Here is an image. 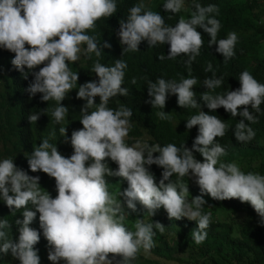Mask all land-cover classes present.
Returning <instances> with one entry per match:
<instances>
[{
	"label": "clouds",
	"instance_id": "obj_1",
	"mask_svg": "<svg viewBox=\"0 0 264 264\" xmlns=\"http://www.w3.org/2000/svg\"><path fill=\"white\" fill-rule=\"evenodd\" d=\"M125 1L128 0H0V48L14 53L11 64L24 79L29 74L34 76L25 89L30 98L41 93V101L56 102L51 116L57 124H62L69 113V107L62 101L76 89L79 80V73L73 72L69 64L81 65L77 61L82 52L89 59L93 53L99 58L103 48L112 47L107 41L99 44L95 35L87 33L95 30L97 21L112 17L117 4ZM188 2L162 0L157 5L155 0H140L115 28L119 29L118 46L119 42L125 46L123 55L139 51L143 41L149 48L169 45L167 57L160 54V61L167 58L177 59L183 66L186 63L187 78L147 80L151 99L146 102L153 108L164 109L171 93L177 96L179 107L199 109L186 123L189 131L199 126L192 147L126 141L132 128L133 109L123 104L115 109L108 105L111 98L128 95V88L123 86L127 62L119 58L111 66H105L97 59L91 71L99 79L78 87L76 98L86 103L80 111L83 127L71 133L73 154L65 157L50 142L56 135L53 131L26 155L32 172L42 171L55 179L56 197L42 191L40 177L29 175L13 158L0 159V200L13 211L23 209V219L15 220L19 226L18 242L6 231L11 227L9 221L0 218L2 256L10 254L20 264H41L35 247L41 233L31 227L37 213L52 264L62 260L65 264H133L141 250L145 256L150 254L156 246L154 237L157 232H165V225L159 221L146 222L143 217L136 219L135 230H131L125 221L132 212L139 211V205L145 209L141 216L153 217L163 208L170 220L186 217L196 221L198 227L191 231V238L197 245L207 239L206 230L212 219L210 212L202 210L207 204L205 195L218 201L238 199L250 203L264 224V175L245 172L236 162H221L219 158L226 149L217 140L231 135L243 143L255 139L251 125L258 123L260 114H264L261 108L264 83L244 70L232 84L235 89L226 92L220 89V94L212 95L210 92L221 87L224 77L217 76L209 62L202 69L212 75L204 76L203 85L208 91L201 93L200 98L212 114L202 110L193 91L198 80L191 75L192 63L197 57L206 56V45L213 46L227 63L236 55L239 37L231 31L221 38V22L212 15H219L217 5L203 6L193 0L191 8ZM41 65L39 71H34ZM136 82L133 77L131 83ZM96 97L100 98L99 103ZM45 112L47 108L30 113L27 118L31 124L37 123ZM156 115L160 120L172 119L171 113L165 111ZM238 117L242 119L237 122ZM59 133L68 143L67 128L61 126ZM196 152L204 158L203 162L195 158ZM106 158L118 167L110 168ZM153 164L163 169L159 183L149 168ZM186 176L194 178L200 189V195L191 200L187 198L189 187L183 182ZM107 177L120 178L108 188ZM118 186L125 189L121 191ZM114 187L119 198L111 194Z\"/></svg>",
	"mask_w": 264,
	"mask_h": 264
},
{
	"label": "trees",
	"instance_id": "obj_2",
	"mask_svg": "<svg viewBox=\"0 0 264 264\" xmlns=\"http://www.w3.org/2000/svg\"><path fill=\"white\" fill-rule=\"evenodd\" d=\"M140 0H128L117 4V12L112 17H105L97 21L94 31L87 34L95 35L99 44L105 41L110 42L111 48H103L101 57L91 54V58L83 55L82 64L70 63L69 67L73 72L79 73V80L76 89H73L68 96L62 101L63 105L69 107V113L65 116L62 124H57L51 116V110L56 106L54 100L49 102L41 101V93H37L35 97L30 98V94L25 91L34 76L29 74L28 79H24L22 73L16 70L11 64L14 53L6 49L0 48V144L3 150L0 151V159L11 157L14 163L28 172L29 175L39 176L42 191H48L53 198L56 197L55 179L50 178L47 174L40 172H32L29 168L26 155H30L34 146H38L43 138H47L55 131L54 139L51 143L56 144L59 152L65 157L73 154V148L70 144L71 133L75 129H80L83 125L80 123L81 108L86 103L85 100L77 99L76 95L80 84L91 80H98V76L91 71L94 62L99 59L105 66H111L116 59L122 58L127 62L125 69L124 87L128 88V95L116 96L110 99L109 107L118 108L123 104L133 109V116L130 118L132 128L129 136L126 138L129 143L136 140L151 145L159 143L161 146L168 143H174L177 146L186 144L191 148L193 141L197 135L198 127H193L190 131L186 127L187 119L192 115H196L199 109L181 108L177 103V96L171 93L168 96L164 109L153 108L147 103L149 99L147 80H155L162 77L166 80L175 79L179 81L181 77H188V68L184 62V66L177 59L163 61L159 60V55L164 54L167 57L169 45L161 44L156 47L149 48V45L143 41L139 45V51L128 52L123 55V47L117 39V31L115 26L119 24L121 19H126L129 9L138 4ZM162 0H155L157 5ZM203 6L215 4L219 8V15L213 13L221 22V38H225L227 33L235 31L238 34V43L236 44V55L227 63L224 62L223 56L209 45H206L207 54L203 59L198 57L192 63L191 75L198 80L197 85L193 87L196 93L198 103L201 104L202 110L208 114L212 112L206 107L200 94L208 91L203 85L204 76H211V72H205L207 64L211 62L213 71L217 76H223L224 81L221 87L211 91L210 94H220L218 90L235 89L232 85L235 79L244 70H248L254 78L264 83V0H197ZM189 7H193V0H189ZM161 8V7H160ZM116 35V36H115ZM26 47H30L26 45ZM83 48L86 45H82ZM123 55V56H122ZM188 57L186 58V60ZM38 66L34 71H39ZM202 67L204 69H202ZM27 71V69H25ZM136 77V84H132L131 80ZM146 78V79H145ZM229 88V89H228ZM100 102V98L96 97V103ZM47 112L41 115L37 123L31 124L28 120L30 113H40L42 109ZM264 110V104L261 105ZM219 109H224L223 107ZM159 111L171 113L172 119L160 120L156 115ZM242 117L237 118V122ZM248 123L247 121H245ZM63 126L67 128L69 142L65 143L64 137L59 133V128ZM251 127L256 132L255 139L249 143L237 141L233 135L227 136L226 139L217 137L218 142L226 149L225 155L219 159L221 162H236L243 171L259 172L264 175V114H260L259 122L252 124ZM262 139V144L260 143ZM154 155H159L155 153ZM197 160L203 162L204 158L200 153H194ZM109 167L116 169L118 165L112 162L110 158H106ZM150 171L155 175L157 183L162 178L163 169L155 164L149 166ZM120 177H107L108 188L114 185ZM173 180L176 179L174 175ZM185 179V177H184ZM183 182L189 187L188 199L200 195L198 185ZM207 204L203 206V212L211 213L212 219L207 239L200 245L195 244L191 238V231L198 227L196 221L182 218L180 220H170L166 211L163 214H156L151 217L142 215L145 209L138 212H132L126 218V225L134 229L137 218H143L146 222L159 221L165 225L163 234L157 232L154 237L156 246L151 252L166 260H177L188 264H264V224L260 223V217L252 208L250 203H242L238 199L218 201L211 198L210 195L204 196ZM32 208L31 205L28 206ZM32 210H35L32 208ZM23 209L13 211L2 200H0V218L7 219L11 225L6 231L9 237H13L18 242L19 232L16 219H23ZM31 227L37 229L41 233L40 241L35 247L39 250L41 264H52L48 259V242L43 236L40 229L39 213ZM190 246V253L187 258L177 256L175 252L186 251ZM111 255V254H110ZM2 256V254H0ZM143 255L138 254V258L133 264H145L142 261ZM0 264H20L19 260L13 259L11 255L2 256ZM65 264V262L59 263ZM150 264H162L160 259L150 260Z\"/></svg>",
	"mask_w": 264,
	"mask_h": 264
},
{
	"label": "rangeland",
	"instance_id": "obj_3",
	"mask_svg": "<svg viewBox=\"0 0 264 264\" xmlns=\"http://www.w3.org/2000/svg\"><path fill=\"white\" fill-rule=\"evenodd\" d=\"M82 57H83V52L81 53V57H80V60L77 61L78 64H81L82 63ZM3 150V146L2 144H0V151ZM121 181V180H120ZM185 182H192L193 184H196L195 181H194V178H189V177H185L184 179ZM119 190L123 191L125 189V187H121V186H118ZM117 193V188H112V193L114 196H116L117 198H119V195L116 194ZM121 200H123V198L121 197ZM165 210L163 208L159 209L157 211L156 214H162ZM187 248H186V251H181L179 250V252H175V254L177 256H182L184 258H187L188 259V256H189V253H190V246L186 245ZM142 255H143V258H142V261L145 263V264H150V260H154V259H160L161 263L162 264H188V263H182L180 261H177V260H166V259H163L161 257H157L155 256L152 252H150V254H148L147 256H145L143 250H141L140 252ZM49 262H51L49 260ZM64 262L63 260L60 261L59 263H62Z\"/></svg>",
	"mask_w": 264,
	"mask_h": 264
}]
</instances>
